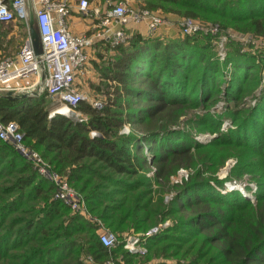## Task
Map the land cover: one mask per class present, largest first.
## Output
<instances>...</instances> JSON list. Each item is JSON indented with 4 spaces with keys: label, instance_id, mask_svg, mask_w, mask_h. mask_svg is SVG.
<instances>
[{
    "label": "trees",
    "instance_id": "trees-1",
    "mask_svg": "<svg viewBox=\"0 0 264 264\" xmlns=\"http://www.w3.org/2000/svg\"><path fill=\"white\" fill-rule=\"evenodd\" d=\"M141 2L264 39V0ZM245 43L235 40L218 59L196 34H133L99 71L101 106L80 100L78 120L49 116L41 97L0 94V120L15 121L23 142L120 239L103 246L96 223L55 198L53 182L0 139V264H264V56L242 50ZM220 99L225 135L222 116L210 110ZM214 131L209 141L196 139ZM229 158L224 181L216 172ZM180 169L187 176L174 181ZM226 181L253 186V199ZM167 219L146 238L145 254L125 248L123 234Z\"/></svg>",
    "mask_w": 264,
    "mask_h": 264
},
{
    "label": "built area",
    "instance_id": "built-area-1",
    "mask_svg": "<svg viewBox=\"0 0 264 264\" xmlns=\"http://www.w3.org/2000/svg\"><path fill=\"white\" fill-rule=\"evenodd\" d=\"M106 10L98 18L96 27L101 29L97 34H75L66 23L69 5L66 0H10V4L0 0V24L21 21L28 24L29 12L33 14L40 37L42 48L38 56L34 53L29 37H25L13 54L0 57V91L28 92L37 87L45 91L47 96L74 111V106L85 99V93L77 86V77L88 62V48L94 41L105 39L111 47L127 41L131 37L127 32L129 23L144 24L146 33L154 35L167 20L156 10L148 9L135 3V0H106ZM88 1L79 0L78 10L87 13ZM180 34L187 35L196 31L217 30L191 17H184L180 24ZM246 42L245 39H240ZM93 47V46H92ZM222 55V54H221ZM30 78L28 84L17 83L19 79ZM101 106V102H94ZM62 113L57 109L49 112V116ZM0 139L13 143L16 149L32 161L38 172L50 179L56 187L55 198L68 205L75 213L96 223L98 238L103 246L114 248L120 241L119 237L110 231L99 219H92L88 213L83 196L73 188L65 176L50 170L49 165L41 156L25 145L23 132L15 121L0 120ZM166 223H158L138 236L125 234L122 238L125 248L130 252L144 254L145 240L159 234ZM106 264H113L107 261Z\"/></svg>",
    "mask_w": 264,
    "mask_h": 264
},
{
    "label": "rangeland",
    "instance_id": "rangeland-1",
    "mask_svg": "<svg viewBox=\"0 0 264 264\" xmlns=\"http://www.w3.org/2000/svg\"><path fill=\"white\" fill-rule=\"evenodd\" d=\"M113 1H115V0H113ZM138 1H139V3H141V0H138ZM88 3H89V1H88ZM88 7H89V5H88ZM88 11H89V9H88ZM156 11L158 13H160L162 16L165 15V14L163 15V13L160 10H156ZM89 13H90V11H89ZM167 16L170 17L171 15H167ZM165 18L167 20V23L166 24H162L160 26V28H161L160 32H158L153 37H158L160 39H165L166 37L170 36L169 35L170 29H166V27L167 26H172V25H173L172 29L174 30L172 36H174V37L175 36H183V35L180 34L179 24H180L181 20L184 17H180L179 19L176 20V22H172V23H169V19L167 17H165ZM196 20H198V19H196ZM202 23L207 25V26L216 27L217 30L214 31V32H218V35H216L215 38L214 37H212V38L209 37V39L205 38L204 36H205V34L212 35L213 32H211V31H207V32L206 31H196V32H193V33H191L189 35H195L196 34V38H198L199 40H202V45L207 44L206 48L210 49L211 52L215 53L219 57V58L217 57L218 59H223L225 57V51L228 48H233L232 47V42H235V40L244 42L243 40H240V39H245L246 40V43L241 45V49L242 50L251 51L254 54V56L257 57V58L264 56V39L262 37H254V36H251V34H249L247 32H243L241 30H238V29H235V28H230V27H228L226 30L225 29H219V31H218L219 27L217 25L206 23V22H202ZM130 25L131 24L129 23L127 25V27L130 26ZM162 27H164V28H162ZM226 31H227V33L229 32V36L230 37L225 35ZM97 32H101V29L98 28V27H95L92 32H88V33H86V35L97 34ZM127 32H129V34H131L130 36H132V33H131L129 27L127 28ZM19 34H16V36L11 37L10 38L11 40L7 41V42L2 41V38H0L1 45L5 44V45L9 46L8 49L9 48L10 49H12V48L14 49L15 46L20 44V42H21V38H22L23 35H19ZM81 34H83V33H81ZM129 39H130V37H128L127 41H125L124 43H127ZM93 41H94V44L92 46H94L97 42H98L97 43L98 46L91 53L89 52V49L90 48L92 49L93 47L91 46L90 48H88V50H87L88 51V55L90 54L88 56L89 57L88 62L85 64L84 68L80 71V73H79V75L77 77V86H78V88L85 93V100L90 102V103H92V104H94V102L100 101L99 90H101V84H100L101 79L99 77V75H100L99 71L106 65L107 57L110 56L112 54V52H113V49H112V47L110 45H108V48H104V46L102 45L101 41L96 40V39H93ZM225 45L227 46L226 48H225ZM12 50L10 52H12ZM3 53H5V52H0V54H3ZM6 53H8V52H6ZM30 81H31L30 78H25V79H19L17 81V83L20 82L22 84H28ZM32 91H35V93H37V94L34 95V96L29 94L28 97L31 98V99L32 98H39V97L43 98L45 103H47V107H48L49 112L53 111L54 109L59 108L60 103L58 101L54 100V99H51L49 97H45L42 90H39L37 87H35V89L32 90ZM0 94H4V95H7V96H9L11 98H14V94H17V92L16 93L11 92L10 94H7V92L0 91ZM254 101H255L254 99H251V104H253ZM225 108L226 107H225L224 101L221 100V99L217 100L216 103L212 106V108H210L212 113L215 112V114H216L218 112V114H216V115L217 116H222L221 117L222 121L220 123V128H219L218 131L224 133V135H225V128H226V126H227L229 121H228L227 118L224 117L225 115L223 116V115H220V114L225 112ZM74 111L76 112V114H77L76 116L78 117V119H80L81 114L79 112H77L76 110H74ZM124 129L128 130V126H125ZM218 131L205 132L203 134H198L196 136V139L199 140V141H209L211 138L215 137L216 134L217 135L220 134ZM215 150H217V149L214 148L213 151H215ZM35 152H37V151H35ZM233 162H234V160L232 158H229L225 162V164L217 170L216 174L218 175L219 179H223L225 181V176L227 174V171H228V169L230 168V166H231V164ZM184 176H187V172L185 170H183V169H180L177 172V175L173 177V180L176 181L179 178H182ZM243 183L244 182L232 183V182L226 181L225 182V186L228 189H232V188L240 189V190H242L244 192V194L247 197H250L251 199H253V197H254L253 196V190L255 188L252 186V188L249 189V190L245 189ZM224 190H225V188H223V191ZM158 223H161V222H158ZM162 223H166L168 225V224H170V220L167 219V220H165ZM127 234H133L135 236L140 235V234H135V233H127ZM124 236H125V234L122 235V237H124ZM159 261H161V260L160 259H155L153 261H150V264L152 262H159Z\"/></svg>",
    "mask_w": 264,
    "mask_h": 264
},
{
    "label": "crops",
    "instance_id": "crops-1",
    "mask_svg": "<svg viewBox=\"0 0 264 264\" xmlns=\"http://www.w3.org/2000/svg\"><path fill=\"white\" fill-rule=\"evenodd\" d=\"M68 5H69V14L66 18V23L68 25V28L70 29V31L72 33H75V34H86L88 32H92L93 29L96 27V25L98 24V18L104 13V11L106 10V3L105 1L106 0H88L89 1V11L85 14V13H81L79 12L78 10V2L79 0H66ZM135 3L137 4H141L139 3L138 0H135ZM143 4V3H142ZM164 17H167L166 15H164ZM169 19V23H172V22H176V18H174L173 16L171 17H167ZM131 25L128 26L132 35L133 34H139L143 37L145 36H149L147 33H146V29H145V26L143 24H133V23H130ZM2 26H0V38H2V41H10L11 37H14L16 36V34H19V35H24V37L21 38V42L24 40L25 37H29L28 35V24L27 26L21 22V21H13V22H10L8 24V26L6 25H3V24H0ZM164 28V27H162ZM173 28V25L172 26H167L166 29H170V32H169V35H172L174 30L172 29ZM161 28H159L157 30V32L152 35V36H155L158 32H160ZM135 31V32H134ZM20 42V43H21ZM18 45L15 46V48L12 50V49H8L9 46L3 44L1 45L0 43V52H5L3 54H0V57L3 56V55H9V54H13L15 53V51L18 49ZM98 46V44L96 43L93 48L89 49V52H93L95 50V48ZM12 50V52H10ZM8 52V53H6ZM90 55V54H89ZM20 82H18L19 84Z\"/></svg>",
    "mask_w": 264,
    "mask_h": 264
},
{
    "label": "water",
    "instance_id": "water-1",
    "mask_svg": "<svg viewBox=\"0 0 264 264\" xmlns=\"http://www.w3.org/2000/svg\"><path fill=\"white\" fill-rule=\"evenodd\" d=\"M28 35L29 39L31 42V45L33 47L34 53L38 56L42 52L41 44H40V37H39V32L33 17V14L29 12V18H28ZM11 92H8L10 94ZM29 93L28 92H19L17 94H14V98H26L28 97ZM72 115L65 114V116L78 120V117L76 116V112L73 111ZM64 115V113H61Z\"/></svg>",
    "mask_w": 264,
    "mask_h": 264
},
{
    "label": "bare ground",
    "instance_id": "bare-ground-1",
    "mask_svg": "<svg viewBox=\"0 0 264 264\" xmlns=\"http://www.w3.org/2000/svg\"><path fill=\"white\" fill-rule=\"evenodd\" d=\"M58 111H59V112H62V113H64V114H65V113H66V114H69V115H72V114H73V113H72L73 111L66 109L64 106H63V107H59V108H58Z\"/></svg>",
    "mask_w": 264,
    "mask_h": 264
}]
</instances>
